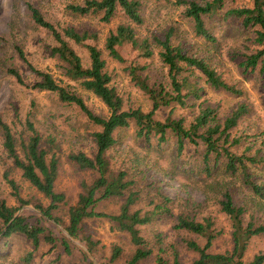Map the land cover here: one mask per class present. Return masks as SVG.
<instances>
[{"label":"rangeland","instance_id":"obj_1","mask_svg":"<svg viewBox=\"0 0 264 264\" xmlns=\"http://www.w3.org/2000/svg\"><path fill=\"white\" fill-rule=\"evenodd\" d=\"M140 1L142 23L134 25L138 38L163 39L170 34L173 45H180L188 54L206 57L229 84L242 90V94L237 96L223 89H214L198 70L186 68L185 74L200 88L198 96H189L185 106L171 104L159 108L155 112V119L163 121L171 114L172 118L183 120L187 127L201 107L209 106L216 109L217 119L221 122L239 103H245L248 113L229 131L226 145L236 140L234 145H230V150L259 159V162L249 168L254 181L264 187V87L258 75L244 74L237 64L240 59L231 57L236 52H248L256 48L257 45L251 41L255 27L242 28L232 19H207L206 24L216 38L214 45L195 36L193 23L184 16L183 7L177 6L174 0ZM79 3L82 0H0V115L10 124L17 140L26 138L25 120L29 118L42 138L41 146L50 151L47 158H50L51 153L59 157L55 189L65 194L66 204L54 214L62 221L59 224L53 220L40 219L55 236L60 235L67 223V208L77 199L80 181L93 179L90 172L80 170L68 162L66 157L78 151L91 156L94 151L91 134L99 128L88 121L77 106L61 102L55 92L31 87L38 77L20 58L16 46L35 69L50 73L59 84L74 90L95 114L107 116L109 112L99 98L66 77V65L50 53V47L56 45L55 40L46 29L32 21L27 4L38 8L59 29L73 27L79 32L85 30L95 34L91 41L102 52L105 70L111 76L110 84L123 99L125 110L139 108L147 112L151 109L148 95L132 79L129 69L131 66L137 68L136 74L149 85L163 83L170 88L167 67L159 57L158 45L152 43L153 53L150 57L134 56L135 53L128 47L121 48L123 61L109 56L104 47L106 37L118 24L128 21L120 8H117L109 22H103L100 13L79 15L67 7L69 4ZM250 6L252 0H226L224 9ZM69 43L80 55L83 65L88 66L87 50L72 41ZM10 66L19 69L28 85L19 84L7 72ZM115 137L117 141L109 151L113 169L128 171L129 178L136 181L133 189L144 188L132 209H148L154 188H160L170 198V214L159 215L151 223L141 226V234L153 242L154 233L160 232L166 244L178 248L181 264H193L196 258L194 252L184 248L183 239L193 238L200 244L204 242L202 238L172 228L176 215L181 212L198 220L208 217L214 222V228L220 230V234L211 246L213 252H223L232 247L230 222L221 212L219 204L224 191L233 192L235 201L245 207L244 222L253 218L256 223H264V196L260 197L245 187L237 173L225 171L226 158L223 154H209V169L206 172L202 163L205 146L201 142L193 144L185 139L182 152L177 155L174 135H170L160 147L155 139L148 144L136 137L133 122L128 127L118 129ZM11 165V160L3 151L0 137V194L8 205L14 206L17 203L3 178V172ZM11 176L20 185L23 198L47 204L48 200L21 177L20 170L13 169ZM124 198L125 195L100 201L96 204L95 211L116 214ZM17 213H22L31 220L38 217L31 205L19 208ZM87 236L97 244L92 252L85 255L84 238ZM70 243L71 252L66 253L58 245L50 249V245L40 241L26 264H123L134 247L128 234L104 217L85 219L80 226L79 236L70 238ZM115 245L122 251L117 259L111 260V250ZM31 250V242L23 235L12 234L7 238L0 235V264H25L22 258ZM259 252H264V237L253 236L244 255L245 261ZM165 257L171 261L170 251ZM144 264H154L153 257L145 260Z\"/></svg>","mask_w":264,"mask_h":264},{"label":"trees","instance_id":"obj_2","mask_svg":"<svg viewBox=\"0 0 264 264\" xmlns=\"http://www.w3.org/2000/svg\"><path fill=\"white\" fill-rule=\"evenodd\" d=\"M171 1V0H164ZM226 0H174L177 6L183 7V14L193 23L195 36L203 41L214 44L216 38L206 24L207 19H219L226 21L232 19L245 29L254 28L252 42L256 48L248 52H236L231 57H238V66L244 74L258 75L264 87V0H252L250 7H235L224 9ZM68 9L79 15L101 14L103 22H109L117 8L127 18V23H120L109 33L104 42V47L110 57L123 61L120 54L122 47H128L135 55L150 57L152 55V43L160 47L159 57L167 67L170 88L163 83L149 85L136 74V67H130V74L135 83L142 89L151 101V109L147 112L139 108L125 110L123 99L116 89L110 84L111 76L105 70V60L97 44L92 42L93 33L77 31L73 27L57 28L47 20L38 8L27 4V9L32 21L39 27L46 29L53 37L56 45L50 47V53L61 60L65 66V75L69 80L77 82L81 88L99 98L108 109L107 116L95 114L85 104L83 98L69 87L59 84L53 76L44 71L34 68L25 58L22 50L16 46L20 58L28 68L38 77L31 86L38 90L55 92L61 102L74 104L99 130L92 132L94 151L91 156L82 151L70 153L66 160L74 164L82 171L90 172L93 179H82L79 183L80 192L74 204L67 208V223L59 236L53 235L40 222L41 218L61 223V219L55 216V211L66 204V196L55 189V181L60 165L59 157L55 153L47 158L49 149L41 146V136L32 121L25 120L26 138L17 140L9 123L0 115V137L4 153L11 160L10 168L3 172V178L10 188L11 196L17 205H8L0 194V235L7 238L12 234L23 235L28 239L33 250L27 252L22 261L26 264L32 257L40 241L50 245L62 247L66 253L71 252L70 238H77L80 226L88 218L104 217L117 224L121 231L128 234L133 251L123 264H144L145 260L153 257L154 264H181L178 248L172 244H166L160 232L154 233V241L147 240L142 234L140 227L149 224L157 216L169 215L168 203L170 198L160 188H154V194L150 207L146 210L132 209L139 200L144 188H135L136 181L129 178L125 169H113L109 157V151L116 143L115 132L118 129L128 127L134 123L137 138L150 144L155 139L157 146L165 142L170 135L176 137L177 155L182 152L184 140L193 144L203 143L205 152L202 163L208 172L209 154L217 156L223 154L226 158L225 171L230 174H238L245 187L254 194L264 196V187L256 183L252 177L249 166L259 162L255 156L237 154L226 145L229 131L235 127L241 117L248 112L245 103H239L223 121H218L215 108L201 107L194 120L187 126L183 120L174 119L169 114L163 121L155 119V112L171 104L185 106L189 96H198L200 88L187 74L186 68L198 70L205 81L214 89L241 95L242 90L229 84L216 68L204 56H196L184 52L180 45L170 42V34L163 39L153 37L138 38L134 25L142 23L140 0H82L79 4H69ZM69 41L84 47L89 56V65L84 66L77 51ZM7 72L22 85H28L22 78L16 66H10ZM22 153V154H21ZM18 169L21 177L26 180L38 193L48 200L47 204L40 201L25 199L20 193V185L11 176L12 170ZM144 177V176H142ZM125 195L124 201L116 214H108L95 211L98 202L118 198ZM220 210L230 222L232 247L223 252L211 251L214 239L220 234V230L214 228V222L204 217L201 220L189 216L185 212L176 215L174 230L189 233L204 240L200 244L193 238L183 239L184 248L196 254L193 264H264V252H259L245 261L244 255L249 240L253 236L264 237V223H256L253 218L244 222L245 207L235 201L233 192L228 190L221 194L219 202ZM31 205L32 210L38 215L31 220L22 213H17L19 208ZM85 255L92 252L96 242L89 236L84 238ZM182 243V242H181ZM119 246H113L111 260L117 259L121 254ZM170 251L171 261L165 257ZM15 264V263H11Z\"/></svg>","mask_w":264,"mask_h":264}]
</instances>
